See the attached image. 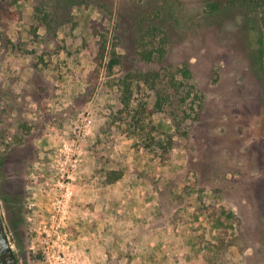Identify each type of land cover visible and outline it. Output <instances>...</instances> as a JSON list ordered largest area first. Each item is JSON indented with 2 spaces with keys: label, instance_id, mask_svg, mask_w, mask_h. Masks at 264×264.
<instances>
[{
  "label": "rangeland",
  "instance_id": "1",
  "mask_svg": "<svg viewBox=\"0 0 264 264\" xmlns=\"http://www.w3.org/2000/svg\"><path fill=\"white\" fill-rule=\"evenodd\" d=\"M71 162L78 169L61 182ZM117 171L128 191L159 192L156 217L146 210L139 226L133 217L127 241L114 222L128 215L121 183L114 199L100 197L99 228L92 215L77 227L93 188L111 192ZM36 200L61 205L54 243L42 229L30 241L25 218L12 222ZM0 208L22 264H264L261 6L0 0ZM156 221L159 242L173 244L158 254L146 234Z\"/></svg>",
  "mask_w": 264,
  "mask_h": 264
},
{
  "label": "crops",
  "instance_id": "2",
  "mask_svg": "<svg viewBox=\"0 0 264 264\" xmlns=\"http://www.w3.org/2000/svg\"><path fill=\"white\" fill-rule=\"evenodd\" d=\"M128 181H130L129 177H126L125 175L123 176V178H119L117 179V181H112L109 182L107 184L105 188V190H109L111 189V192L106 191V194H101L100 189L101 186H96L93 188V194H92V198H91V203L93 205V210L91 212V214H86L84 215L83 213V218L86 217V219L83 218H79L80 220L77 221V227L79 229H82V226L85 224L87 225L88 223V218H90L89 216L92 215L91 217H93L91 219L92 225H95L96 228H99V218H98V202L101 200L100 197H103V199L105 201H110V199H114L117 194L116 191L113 190L112 187L115 186V184L117 183L118 185H120V183L125 186L126 183H128ZM126 187V186H125ZM127 191H128V187H126ZM138 187H136V189L134 191H128V193H125V195L122 197V201L127 202V206L129 207V209L127 210L128 215L126 217H123L121 221H115L116 223H122L123 225H125L124 227V232H125V241H127V239L130 237V233L135 232V229H132L131 223H132V219L133 217L137 220V218L139 217V215H142L146 212V210H149V214L152 215V218H155L156 213L158 212L159 209V192H158V188L155 189V191L153 193H149L147 194L144 191H137ZM85 195L84 193L81 192V196L78 198V200H81V203L83 202L84 204V200L86 198H84ZM95 207V208H94ZM79 216V215H78ZM115 216V215H114ZM148 220L150 219L147 218ZM138 221V220H137ZM136 221V222H137ZM81 223V224H78ZM140 221H138L137 226H139ZM82 225V226H80ZM155 226L148 228L146 231V234L148 235V239L149 241L152 240V242L154 241L152 237L155 238V254H158V248L159 245H166L167 247H173V244L170 245L167 242H164L163 240L159 242V223L156 221L154 223ZM159 258V256L156 257ZM169 257L166 258V261H168ZM170 260V259H169ZM148 260L145 258V262H147ZM163 258L161 256V258L159 259V262L156 261L155 264H163ZM131 264H133V262L131 261Z\"/></svg>",
  "mask_w": 264,
  "mask_h": 264
},
{
  "label": "flooded vegetation",
  "instance_id": "3",
  "mask_svg": "<svg viewBox=\"0 0 264 264\" xmlns=\"http://www.w3.org/2000/svg\"><path fill=\"white\" fill-rule=\"evenodd\" d=\"M35 195V193H34ZM58 199V197H56ZM56 202H62V198L58 199V201ZM38 204V201L36 200L34 203H32V205L30 206L33 210L28 211L29 215L25 214L26 207L22 208V209H16L14 210L15 216L12 218V222L16 227H20L23 226L24 227V218H25V225H26V229H27V233L29 236V240L30 239V235L32 232L34 231H40L41 229L44 230V238H46V236L48 237L47 242L52 241L54 243V241H56L55 239H57L58 237H60L61 235H56L52 234L53 229L55 228V224L56 226H60L63 218V214H61V205H56L54 208H49V204H44V206L42 205V207L40 206V208H36L34 207L35 205ZM30 219L31 220H35L32 224L39 222L40 225H38L37 227L31 225L30 223ZM65 221V220H64ZM62 230L64 231L66 229V222H64ZM57 232V230H55ZM46 235V236H45ZM54 236V237H53ZM55 245V244H54ZM33 247V245L31 246ZM17 252V251H16ZM29 252H31V250L29 249ZM47 253H49V251L47 250H43V252L41 253L43 256L47 257ZM18 255V252H17ZM19 257V255H18ZM49 257V256H48ZM19 260L21 261L20 257ZM52 263V261H51Z\"/></svg>",
  "mask_w": 264,
  "mask_h": 264
},
{
  "label": "trees",
  "instance_id": "4",
  "mask_svg": "<svg viewBox=\"0 0 264 264\" xmlns=\"http://www.w3.org/2000/svg\"><path fill=\"white\" fill-rule=\"evenodd\" d=\"M75 1V0H74ZM80 1V0H79ZM153 1V3L154 2H158L159 0H152ZM251 1H255L256 2V4H258L259 6H261V11H262V20H263V22H264V0H251ZM72 3V2H71ZM74 3H76V2H74ZM166 7V6H165ZM210 7L212 8V9H215L216 7H218V3H216V2H212V3H210ZM165 9H167V8H165ZM158 11H159V8L157 9ZM154 27H156V28H158L157 26H154ZM156 28H152V29H156ZM141 55H142V57L145 59V60H148V61H151V60H154L155 59V55H154V52L152 51V50H150V49H143V50H141ZM164 55H165V52H164V50H159V58H162V57H164ZM120 57H119V54L116 52V50H114L113 51V55H112V57H111V59H110V61H109V67H114L115 65H118V64H120ZM181 69V71H183L185 74H187V75H189L190 74V69H189V65L188 64H185L183 67H181L180 68ZM156 74H157V72H156ZM146 80H149V78H148V76H147V78H146ZM6 157H3L2 159H1V164L3 165L5 162H6ZM117 173V175L115 176V177H113V178H111V179H118V178H120L121 177V175H122V172H116Z\"/></svg>",
  "mask_w": 264,
  "mask_h": 264
},
{
  "label": "water",
  "instance_id": "5",
  "mask_svg": "<svg viewBox=\"0 0 264 264\" xmlns=\"http://www.w3.org/2000/svg\"><path fill=\"white\" fill-rule=\"evenodd\" d=\"M0 261L2 264H22L9 233V226L0 208Z\"/></svg>",
  "mask_w": 264,
  "mask_h": 264
},
{
  "label": "built area",
  "instance_id": "6",
  "mask_svg": "<svg viewBox=\"0 0 264 264\" xmlns=\"http://www.w3.org/2000/svg\"><path fill=\"white\" fill-rule=\"evenodd\" d=\"M77 160V158L75 159ZM79 163L71 162L70 167H65L63 163H61L60 171L62 173V180L61 182H65L64 179L66 178H73L74 172L78 169Z\"/></svg>",
  "mask_w": 264,
  "mask_h": 264
}]
</instances>
